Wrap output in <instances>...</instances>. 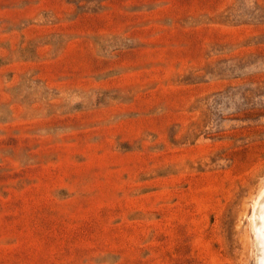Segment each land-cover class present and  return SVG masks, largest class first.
<instances>
[{
    "label": "rangeland",
    "instance_id": "obj_1",
    "mask_svg": "<svg viewBox=\"0 0 264 264\" xmlns=\"http://www.w3.org/2000/svg\"><path fill=\"white\" fill-rule=\"evenodd\" d=\"M264 0H0V264H261Z\"/></svg>",
    "mask_w": 264,
    "mask_h": 264
},
{
    "label": "bare ground",
    "instance_id": "obj_2",
    "mask_svg": "<svg viewBox=\"0 0 264 264\" xmlns=\"http://www.w3.org/2000/svg\"><path fill=\"white\" fill-rule=\"evenodd\" d=\"M258 231L260 237L264 240V207L262 211L258 214ZM261 264H264V258L262 259Z\"/></svg>",
    "mask_w": 264,
    "mask_h": 264
}]
</instances>
